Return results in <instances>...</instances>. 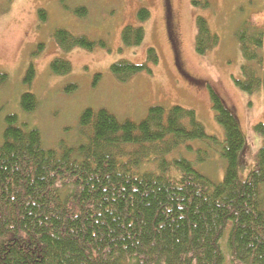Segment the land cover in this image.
<instances>
[{
    "label": "trees",
    "instance_id": "16d2710c",
    "mask_svg": "<svg viewBox=\"0 0 264 264\" xmlns=\"http://www.w3.org/2000/svg\"><path fill=\"white\" fill-rule=\"evenodd\" d=\"M59 1L70 8L69 0ZM204 6H210L208 0ZM39 11L45 21L47 11ZM74 13L86 17L88 9L77 6ZM137 16L147 21L151 12L142 7ZM196 24L195 47L205 54L219 35L202 16ZM55 32L64 52L98 43L62 28ZM236 35L246 62L244 78L235 83L251 94L264 85V25L250 17ZM122 39L127 47L139 46L145 29L127 25ZM159 62L157 49L149 47L144 63L123 59L111 71L124 83L138 72L152 73ZM51 67L65 75L72 63L58 58ZM8 79L0 72V85ZM77 88L71 84L68 90ZM209 90L225 132L222 142L206 133L194 109L180 105L152 106L136 122L120 120L105 107L86 108L77 141L61 139L51 148L44 146L40 129L7 115L0 143V264H225L228 257L264 264V143L243 177L238 163L244 162L247 139L238 115ZM21 98L26 111L36 109L33 93ZM254 131L264 141V122ZM194 140L220 143L226 162L222 181L182 153L193 149L188 144ZM208 155L202 151L198 161Z\"/></svg>",
    "mask_w": 264,
    "mask_h": 264
},
{
    "label": "rangeland",
    "instance_id": "374dc122",
    "mask_svg": "<svg viewBox=\"0 0 264 264\" xmlns=\"http://www.w3.org/2000/svg\"><path fill=\"white\" fill-rule=\"evenodd\" d=\"M193 1L69 0L70 8L65 9L59 0H0V72L9 77L0 85V143L10 114L40 129L44 146L51 148L61 139L71 144L77 141L79 116L86 108L105 107L120 120L136 122L157 105L194 109L206 133L222 142L225 132L216 120L212 87L236 111L246 136L244 162L239 159L238 163L240 174L246 177L264 143L254 131L256 123L264 122V85L251 94L237 87L235 80L244 78L246 61L236 32L250 17L264 25V0H208L207 7L205 0L196 5ZM77 6L86 7L88 15L77 16ZM142 7L151 12V18L143 22L137 16ZM40 9L47 11L45 21L40 19ZM199 16L219 35L218 44L205 54L195 47ZM127 25L145 29L141 45H124L122 32ZM58 28L98 43L90 50L77 47L64 52L55 40ZM102 40L106 47L99 43ZM149 47L157 49L160 59L153 72H138L120 82L111 71L112 64L123 59L144 63ZM58 58L72 63L68 74L53 73L51 62ZM71 84L78 88L69 91ZM27 92L38 100L33 111L22 107L21 96ZM188 145L193 149L185 147L182 153L198 170L222 181L226 162L220 143L194 140ZM202 151L209 155L199 162ZM225 264L241 263L228 257Z\"/></svg>",
    "mask_w": 264,
    "mask_h": 264
},
{
    "label": "flooded vegetation",
    "instance_id": "af4514ba",
    "mask_svg": "<svg viewBox=\"0 0 264 264\" xmlns=\"http://www.w3.org/2000/svg\"><path fill=\"white\" fill-rule=\"evenodd\" d=\"M168 2V0H166ZM170 8V7H169Z\"/></svg>",
    "mask_w": 264,
    "mask_h": 264
}]
</instances>
